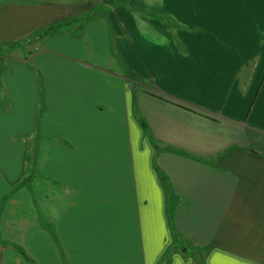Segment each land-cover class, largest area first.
Masks as SVG:
<instances>
[{
	"label": "crops",
	"instance_id": "1",
	"mask_svg": "<svg viewBox=\"0 0 264 264\" xmlns=\"http://www.w3.org/2000/svg\"><path fill=\"white\" fill-rule=\"evenodd\" d=\"M210 1L0 0V60L27 68L0 79V264H264V60L209 37ZM65 113L78 189L46 171Z\"/></svg>",
	"mask_w": 264,
	"mask_h": 264
},
{
	"label": "rangeland",
	"instance_id": "2",
	"mask_svg": "<svg viewBox=\"0 0 264 264\" xmlns=\"http://www.w3.org/2000/svg\"><path fill=\"white\" fill-rule=\"evenodd\" d=\"M207 11L211 14L208 16V23L211 27L216 29L210 31L209 37H212V39L214 38L217 41H226L225 49L228 48L230 50L231 48V52L236 56L235 60H246L243 68L247 69L253 65L254 69L257 67L258 70V63L261 60H264V0H211L209 8L205 10V12L207 13ZM161 19L164 18L162 17ZM168 19L169 18L165 19V21ZM197 26L198 25H195L191 28L195 35L197 34V31H200L197 29ZM66 28L69 33H72L73 28ZM232 53L225 56H215V54L211 53L212 60H214L215 57L218 58V60L232 59V57H235ZM131 68H133V66L130 65L129 68L126 65L123 68L125 71L124 73L127 76L130 75L131 81L122 82V86L129 84L131 91L136 94L139 92L138 83L145 81L140 77L138 71L133 72L130 70ZM9 69H12L15 73H20V70H22L23 73H26L25 71H27L25 66L11 61L0 60V79L2 78V81L9 73ZM263 72L264 68L260 70L259 66V72L257 71L255 76L257 81ZM8 79H10V82L16 81L10 77H8ZM5 82L6 81L2 84L3 88L1 91L3 96L0 100L3 104L2 106L8 109L10 96H5V94H8ZM22 82L27 84L24 80H22ZM262 83L263 82H256L253 87L254 91L260 89ZM62 101L65 102L66 97H63ZM46 108L48 109V104H46ZM40 112H44L43 103L40 104L38 108L37 121L40 120ZM134 114L139 117L136 110ZM62 117V121L55 124L57 129L52 128V133H58L61 137L54 135L55 137L50 138L55 144L50 147L49 164L46 171L49 172L50 180L53 185L67 184L73 185V187L78 189V137H72L76 130L72 128L69 114L65 113ZM72 124L78 126V121ZM35 130L40 129L35 127ZM112 137L113 134H110L106 139L91 146L94 148V151H92L93 164H101L102 157L108 156V153H111L114 150ZM126 148L127 146L124 145L125 150ZM36 150L37 146H35V151ZM187 255L193 256L196 255V252L189 251ZM169 258L170 257H167L166 259L167 263ZM194 259L198 261L201 260V258Z\"/></svg>",
	"mask_w": 264,
	"mask_h": 264
},
{
	"label": "trees",
	"instance_id": "3",
	"mask_svg": "<svg viewBox=\"0 0 264 264\" xmlns=\"http://www.w3.org/2000/svg\"><path fill=\"white\" fill-rule=\"evenodd\" d=\"M174 250H175V248H174Z\"/></svg>",
	"mask_w": 264,
	"mask_h": 264
}]
</instances>
